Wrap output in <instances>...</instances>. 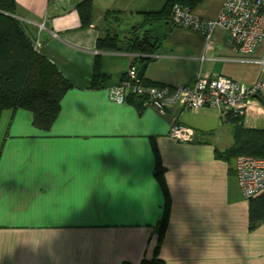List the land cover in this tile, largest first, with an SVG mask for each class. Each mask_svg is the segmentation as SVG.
I'll return each mask as SVG.
<instances>
[{"label": "crops", "instance_id": "obj_1", "mask_svg": "<svg viewBox=\"0 0 264 264\" xmlns=\"http://www.w3.org/2000/svg\"><path fill=\"white\" fill-rule=\"evenodd\" d=\"M12 1L13 17L70 87L47 131L27 110L1 113L0 264H139L153 255L166 196L164 264H264V194L242 196L236 158L226 155L235 147L234 122L207 107L160 114L136 99H111L143 63L141 85L192 86L199 76L253 84L264 79V38L244 58L226 46L223 30L207 46L202 34L148 22L166 0ZM85 1L91 21L82 27L77 6ZM223 1L201 0L192 13L214 20ZM135 26L154 44L150 53L95 48L110 34L131 36ZM97 55L103 80L93 87ZM261 104H249L244 129L264 130L246 119L264 116ZM174 125L192 129L194 140L172 139Z\"/></svg>", "mask_w": 264, "mask_h": 264}, {"label": "trees", "instance_id": "obj_2", "mask_svg": "<svg viewBox=\"0 0 264 264\" xmlns=\"http://www.w3.org/2000/svg\"><path fill=\"white\" fill-rule=\"evenodd\" d=\"M200 2L201 0H166L160 12L146 14L145 19L149 20L148 22L165 20L172 27L177 28L171 20L173 6L179 5L192 12V9ZM77 8L81 26H89L91 21L90 2H81ZM13 15V1L0 0V116L5 110L24 109L32 114L33 125L36 128L47 131L56 119L60 110L61 97L70 85L63 79L55 66L34 51L32 41ZM108 18L110 16L106 14L105 20L108 21ZM135 28L138 27L132 28L131 36L122 39L111 34L104 39H98L95 48L99 51L150 53L154 44H151L150 38L145 36L146 33L137 34ZM91 78L93 87L100 85L103 80L99 70L98 55L94 58ZM133 99L138 100V106L143 108L140 97L131 96L127 102ZM227 119H231L236 125L235 147L226 154L227 158H236L239 155L264 158V130L244 129L242 126L243 117L229 115L225 119L221 118L224 122ZM162 174L163 170L158 165L155 176L167 194ZM249 201L251 202L252 199ZM167 218L168 199L166 196L165 212L157 227V244L153 255L150 259L143 258L139 264H164L158 257V250L163 240Z\"/></svg>", "mask_w": 264, "mask_h": 264}, {"label": "built area", "instance_id": "obj_3", "mask_svg": "<svg viewBox=\"0 0 264 264\" xmlns=\"http://www.w3.org/2000/svg\"><path fill=\"white\" fill-rule=\"evenodd\" d=\"M171 20L177 28L202 34L207 46L212 33L223 30L227 32L226 46L248 58L264 38V0H224L214 20L198 18L187 9L174 5ZM40 46L39 41H35L34 51L38 53ZM136 72L135 68H130L125 81L112 88L111 99L114 102L121 104L131 96L140 97L142 107L152 108L160 114L176 106L191 111L207 107L216 110L222 119L229 115L243 117L251 102H264V79L244 85L221 76H199L192 86L170 87L141 85ZM169 135L179 142H192L195 132L174 125ZM234 170L239 189L246 200L264 194V158L239 155L235 159Z\"/></svg>", "mask_w": 264, "mask_h": 264}, {"label": "rangeland", "instance_id": "obj_4", "mask_svg": "<svg viewBox=\"0 0 264 264\" xmlns=\"http://www.w3.org/2000/svg\"><path fill=\"white\" fill-rule=\"evenodd\" d=\"M261 106L264 107V104H261ZM246 119L250 120L248 123L251 125V127L254 126V128L264 129V116L260 115L258 118H256L255 115H252L248 118L246 117Z\"/></svg>", "mask_w": 264, "mask_h": 264}, {"label": "water", "instance_id": "obj_5", "mask_svg": "<svg viewBox=\"0 0 264 264\" xmlns=\"http://www.w3.org/2000/svg\"><path fill=\"white\" fill-rule=\"evenodd\" d=\"M145 67H146V64L143 63V64L139 67V69L137 70V72H136V77H137V79H138L139 81H140V80L142 79V77H143V73H144ZM253 98L257 99V96H254Z\"/></svg>", "mask_w": 264, "mask_h": 264}]
</instances>
